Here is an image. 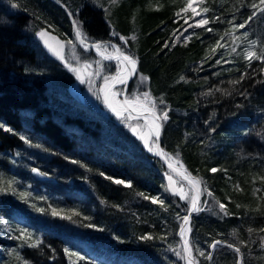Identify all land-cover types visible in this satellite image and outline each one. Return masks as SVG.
<instances>
[{
	"label": "trees",
	"instance_id": "trees-1",
	"mask_svg": "<svg viewBox=\"0 0 264 264\" xmlns=\"http://www.w3.org/2000/svg\"><path fill=\"white\" fill-rule=\"evenodd\" d=\"M62 1L92 40H116L124 52L137 58V74L128 96L149 92L158 110L167 106L163 149L179 153L185 168L203 178L207 190L214 193L205 192L202 198L212 211L192 217V241L201 249L214 239L238 244L245 264H264L260 239L264 232L247 231L264 227V200L258 199L264 196V184L258 179L264 176V83L260 82L264 72L259 61L248 67L243 59L248 43L241 36L247 30L248 40L264 43V17L236 31L240 39L235 44L225 36L224 48L213 52L217 40L232 31L229 21L233 17L239 23L251 15L252 9L240 7L241 0H205L210 20L206 27L213 29L211 33L175 15L181 0H131L110 12L91 0ZM13 3L19 7H12ZM44 27L65 40L74 36L67 13L53 0H0V124L12 129H0V163L7 168L16 163L30 183L54 194L59 202L79 208L69 215L71 219L60 213L50 214L46 222L35 217L38 230L53 245L50 252L43 242L35 258L43 264H70L72 257L64 252L69 249L86 257L77 259V264H184L170 248L180 250L181 222L176 213L183 216L188 202L165 190L168 169L145 149L129 122L85 105L71 93L72 75L48 55L37 38ZM113 31L129 37V42L124 44ZM133 34L136 39H131ZM260 49L257 44V54ZM78 50L88 57L83 49ZM221 55L223 60L217 64ZM245 72L248 76L240 84L229 83ZM141 76L147 79L141 81ZM210 89L212 94L206 95ZM21 136L31 140V145ZM213 167L226 172H209ZM33 168L47 175L34 173ZM116 179L130 181L132 187L116 184ZM174 179L189 191L185 182ZM236 185L243 191H237ZM255 189L260 191L253 195ZM139 193L160 196L167 210ZM216 199L228 203L234 215H216ZM2 203L12 216L17 202L5 197ZM257 207L260 212L255 211ZM149 233L156 238L140 239ZM236 258L231 249L221 246L212 264H235ZM198 259L208 263L203 257Z\"/></svg>",
	"mask_w": 264,
	"mask_h": 264
},
{
	"label": "snow or ice",
	"instance_id": "snow-or-ice-1",
	"mask_svg": "<svg viewBox=\"0 0 264 264\" xmlns=\"http://www.w3.org/2000/svg\"><path fill=\"white\" fill-rule=\"evenodd\" d=\"M205 0H186L184 7L181 9V12L187 13L189 9L192 12L193 16H201L203 13H208L209 9L207 7H204L202 9V12L197 11V8L194 7V4H203ZM107 3L109 5V8L105 9L106 12H110L111 8L113 6H118L120 3V0H107ZM103 7V4L100 5ZM12 7L18 8V3H13ZM240 7H247L252 9L251 15H249L246 19H244L242 22L235 23L236 17H233L232 21H229V24H231L232 31L225 32L224 36H221L219 40H217L215 47L213 48V52H215L216 49L224 48V44L221 43V40L224 39L225 36L232 38L233 43L240 39V37H236L234 33L241 29H246L250 27V24L254 19H256L258 16L264 17V0H258V3L256 0H253L252 3L246 4L241 0ZM65 8H67V5H65ZM239 11V8L236 9ZM78 11V10H77ZM68 15L70 17H73V12L68 11ZM175 15L179 16L180 12L175 13ZM215 20H219V16L214 17ZM210 23V20L208 18H202L198 20L195 24V27H201L206 32L211 33L213 32V29L211 27H206ZM72 25L74 29V39H69L66 41H60L55 36H51L50 33L47 30H41L37 35L42 39L44 45L48 48L50 52L53 53L58 59L64 62L65 66L72 72L76 73L77 78L81 80L82 83L84 82H91L92 77H98L100 75V72L103 71L104 65L101 60H96L93 63H95L98 67L96 70H92V63H90L87 60H84L82 63H78V66H73L70 64L67 60H65L63 55V49L66 45H70L71 47L75 48L77 44L85 51H95V53L100 56L103 60H115L118 65V71L114 76H104V88L101 89L103 92V96L101 99L103 100L104 104L113 112L116 114L117 117L123 116L125 113L128 114V116L125 118L126 122L127 119L133 118V113L136 114L134 118L139 119L140 117L144 118V125L141 127V125L137 124L136 126H133L129 124V127L131 128L132 132L139 137V139L144 143L145 147H147V150L149 152H153L155 155L163 157L165 161L168 162V167L173 170L177 175L182 177V180L187 182V185L189 187V191H185L184 187H177V181L173 179V176L171 174L167 175V181L168 184L165 187V190L170 192L171 195L177 196L181 200H185L188 202V207L185 210V214L181 216L178 212L176 213V217L178 220H180V229H179V235L181 237V244H180V250L177 251L176 249L170 248L171 251L174 252V254L178 257H180L184 264H201V261L198 259V257H203L205 261L212 262L214 260L213 253L216 249H218L220 246H226L227 248L231 249L238 257L236 260V264H245L244 259V253L241 251V247L238 244L234 243H228L225 240H219L214 239L210 244L207 245L206 249H201L197 244H195L191 239V233H192V216L194 213H200L203 211H212V209L208 208V202L201 201L200 197L202 195L206 194L208 196H214V193L207 190L206 188V182L203 180V178L198 176H193L191 173L187 171V169L183 168L182 162L179 161V153H176L175 155L165 152V150L160 146V137L163 132V125L164 122H166L168 117V111L165 110L167 106L165 105V109L158 110L156 99L151 97V94L149 92H144L140 95L133 94L131 97L128 95H123L121 91H115V85L117 83L124 84L126 83V79L128 76L136 75V65L138 63L137 58H135L132 55L127 54L126 52L122 51L119 46L112 45L110 41H95L92 40L91 37L88 36V34L83 30V24L80 20L73 18L72 19ZM189 27H192V25H189ZM187 31V29H185ZM113 36H116L119 40L123 41L124 44H127L129 42V37L119 35L117 32H112ZM175 35V33H174ZM183 35V33H181ZM241 36L244 37L245 40H247L248 47L244 49L243 59L248 62V67L252 66V61H259L261 63L260 72H264V43H261L259 39L256 40H248L249 32L247 30L243 31L241 33ZM191 36L185 37V39H190ZM199 39V37H197ZM131 39H136L135 35L131 37ZM177 41H179V37H176ZM54 42V43H53ZM257 44H261L260 54H257L255 51V47ZM175 46V45H171ZM238 46V45H237ZM165 48L170 47V45L165 44ZM111 48L114 53H117L116 55L109 54L107 52V49ZM231 51L235 52L236 47H232ZM79 61V58H77ZM223 60V55H221V59L217 60L216 63L220 64ZM227 63L228 61H224ZM219 75V73H217ZM248 74L242 73L237 80L229 81V83L233 85L240 84ZM141 81L146 80V77L141 76ZM181 80H184V77L180 78ZM261 83H264V81H260ZM216 91L224 92L226 95H231V92H228L227 90L217 88ZM206 95H211L212 90L210 89L208 93H205ZM241 95H245L244 92L240 93ZM120 99H117L118 97H121ZM160 104H164L163 99H160ZM0 129H4L5 131L11 132V128H6L3 124H0ZM139 129V130H138ZM212 131H215V129H212ZM22 140H24L26 143L31 145V140H29L27 137L21 136ZM35 147H40V145H34ZM17 155H19L17 153ZM175 161V165L173 163ZM73 163H78L77 161H73ZM183 169V170H181ZM32 171L34 173H37L39 175H47L46 173H42L40 169L33 168ZM211 173H217V172H226V169H220V168H210L208 169ZM101 176L104 175V173H100ZM108 179L112 180V177H108ZM254 180L257 179L256 177L253 178ZM258 179L261 181L262 184H264V176H259ZM9 184H15L17 183V180L13 178H6L3 173H0V193H7L9 191L12 192L13 195H17L14 189H10L6 186H4V183ZM114 183L124 185L125 187L131 188L132 184L130 181H124L120 179L114 180ZM237 191H243L242 188L239 187V185H236ZM260 189H255L253 192V195H255L256 192H259ZM191 193V194H190ZM22 199H27L26 193H19L18 194ZM138 195L143 196L144 199L150 200L153 204H158L165 210H167V205L165 204V201L161 199L160 196H145L143 193H139ZM258 199L264 200V196L259 197ZM228 200H231V197L228 198ZM216 212L215 214L218 216H229L234 215V213H231L229 211L228 203L221 202L219 199H216L215 205H214ZM236 207H241V205L237 204ZM39 212H45L44 208H37L36 209ZM255 211L260 212V207H257ZM52 215H59V213L55 210H51ZM264 215V212L261 213ZM64 219H71V216H64L62 217ZM0 221H2V218H0ZM87 227H96V225L88 224ZM102 230V229H101ZM16 231H18L19 235L13 237L16 240L22 241V243L18 246V248H13L11 251L15 254V260L16 264H32V262L28 259H26L19 249L27 247L31 249H39L41 245L43 244V241L39 238H36L33 240L32 233L29 232L27 228H17ZM248 233L251 234L254 231L264 232V227L254 230L252 228H249ZM233 236L237 235V232L234 230L232 233ZM152 234H145L140 237L141 240H152L155 239ZM160 239H165L164 236L159 237ZM117 240H119V237H116ZM261 247L264 248V236L261 238ZM240 244H243L246 246V241L240 240ZM64 252L71 256L77 257L78 260H84L86 257L81 256L79 253H73L69 249H64ZM53 259L55 257H52Z\"/></svg>",
	"mask_w": 264,
	"mask_h": 264
},
{
	"label": "rangeland",
	"instance_id": "rangeland-1",
	"mask_svg": "<svg viewBox=\"0 0 264 264\" xmlns=\"http://www.w3.org/2000/svg\"><path fill=\"white\" fill-rule=\"evenodd\" d=\"M95 5L100 6L103 4V8H108L107 0H105L106 3H102L99 0H91ZM176 2L177 0H173ZM131 0H120V3L118 6H113V10H118L124 8L127 4H129ZM186 0H181L179 7L177 9V12H180V15L178 16L179 19H183L185 22H189L192 25H195L196 22L202 18L206 17V13L202 12V9L205 7V2L203 4H194L193 6L197 8V11L202 12L201 16H193L191 10L187 13L181 12V9L184 7ZM154 6H157L156 3ZM130 5L127 6V8ZM74 39V36L69 35L68 39ZM80 46L77 44L75 48L71 47L70 45H66L65 51H64V58L67 60L70 64H72L74 67L78 66V63H82L84 60L89 61L92 63V70L97 69V65L93 63L96 60H101L104 68L103 71L100 72V75L98 77H92L91 82H84L82 83L80 79L77 78L76 73L70 71L64 64V62H60L62 66L72 75L73 77V83L70 84L69 89L71 93L79 99L83 104H87L91 106L92 108L101 111L102 113H111L115 117L116 114L113 113L103 102L101 97L103 96V92L101 89L104 88V76H114L116 72L118 71V65L115 60L109 61V60H103L100 56H98L95 51L92 53V51L87 52L88 57L81 54L78 50ZM107 52L109 54L115 55L111 48L107 49ZM79 58V61L77 60ZM57 91L61 92V90L64 91L63 87H57ZM123 89V84L117 83L115 85V91H121ZM121 97H118L117 99H120ZM128 116V114L124 115L123 117H117L126 120L125 118ZM127 122L129 124L136 126L137 124L141 125L143 127L145 121L142 118H133V119H127ZM139 130V129H138ZM143 143V142H142ZM144 144V143H143ZM145 147V145H144ZM147 150V147H145ZM183 164V163H182ZM183 168H185L183 164ZM0 173H3L6 178H15L17 180V183L15 184H7L6 181L4 183V186L14 189L17 195H13L11 191L7 193H0V218H2V221H0V264H16L15 260V254L12 253L13 248H18V246L22 243L20 240H16L13 237L19 235L18 231H16L17 228H27L30 233H32V238L35 240L36 238L41 239L44 243L46 248H49V251L51 252L53 245L50 244V242L46 241L43 232L38 230V227L35 225L36 222L35 217L40 222H46L47 219L51 218V210L55 209L60 215L63 216H69L73 213H77L79 211V208L75 206H69L64 203L59 202L55 195L46 192L42 189H40L38 186L33 185L30 183L26 178H24L18 169V165L16 163H13L10 165L9 168L3 166L2 163H0ZM19 193H26L27 199H22L18 194ZM9 197L13 201L17 202V205H14V214L10 216L7 213V209L4 207V203H2V198ZM37 208H44L45 212H39L36 209ZM51 214V215H50ZM50 215V216H49ZM85 213H83V216ZM21 254L28 260L32 262V264H43L40 263L35 258V252L40 253L41 249H31V248H21L19 249ZM39 255V254H38ZM72 260L69 262L70 264H77V257L71 256Z\"/></svg>",
	"mask_w": 264,
	"mask_h": 264
},
{
	"label": "water",
	"instance_id": "water-1",
	"mask_svg": "<svg viewBox=\"0 0 264 264\" xmlns=\"http://www.w3.org/2000/svg\"><path fill=\"white\" fill-rule=\"evenodd\" d=\"M56 4H58L60 7H62L63 9H64V11L67 13V15H68V11H71V9L67 6V8H65V5H67V4H65L62 0H53ZM68 17H69V20H70V22H71V25H72V19L73 18H76L75 17V15H74V13H73V17H70L69 15H68ZM72 29H73V25H72ZM41 30H47L49 33H50V35L51 36H55L58 40H60V41H65V39L63 38V37H61L59 34H57L56 32H54V31H52V30H50V29H48V28H46V27H44V28H41L37 33H39ZM73 33H74V29H73ZM37 38H38V40H39V42L41 43V45L44 47V49H45V51L48 53V55L49 56H51L52 58H54V59H56V60H58V61H60V62H62L60 59H58L55 55H53V53L52 52H50L49 50H48V48L44 45V43H43V41H42V39L37 35ZM98 41H105V42H108V41H110L111 42V44L112 45H116V46H119L120 48H121V50L123 51V49H122V47H121V45L119 44V43H117L116 41H114L113 39H106V40H98ZM54 43V42H53ZM66 47V46H65ZM65 47H64V49H63V54H64V51H65ZM81 48V47H80ZM82 49V48H81ZM94 51V50H93ZM90 52V51H89ZM136 72H137V65H136ZM136 75H131V76H128L127 77V79H126V83H124L123 84V92H122V96L123 95H128V91H129V86H130V84H131V82H132V80L134 79V77H135ZM122 96H121V98H122ZM127 113H125L124 115H126ZM123 115V116H124ZM123 116H121V117H123ZM136 116V114L135 113H133V118ZM133 118H130V119H133ZM140 118H142V117H140ZM162 134H163V132H162ZM160 146L163 148V142H162V135H161V137H160ZM156 157H158L161 161H162V163H163V165L168 169V171H169V173L168 174H171L172 176H173V179H174V177H176V178H178V179H180V180H182V177H180L179 175H177L175 172H173V170L172 169H170L169 167H168V162L167 161H165V159L163 158V157H160V156H157L156 155ZM174 165H175V163H174ZM181 170H183V169H181ZM188 171V170H187ZM189 172V171H188ZM189 173H191V172H189ZM192 174V173H191ZM193 176H197V175H195V174H192ZM175 180V179H174ZM183 181V180H182ZM183 182H185V181H183ZM186 184H187V182H185ZM165 184L167 185L168 184V181H167V175L165 176ZM177 187H179L178 185H177ZM202 198H203V195L200 197V199H201V201H202ZM194 214H196V213H194ZM193 214V215H194ZM193 217V216H192ZM179 229H180V227H179ZM179 229H178V232H177V235H178V237H179V239H180V242H181V237H180V235H179ZM219 240H221V239H219ZM229 243V242H228ZM223 246V245H222ZM221 247V246H220ZM223 247H226V246H223ZM216 251V250H215ZM242 251V250H241ZM215 253V252H214ZM214 253H213V256H214ZM243 253V252H242ZM238 259V257L236 258V260ZM207 264H212V262H209L208 261V263ZM235 264H236V262H235Z\"/></svg>",
	"mask_w": 264,
	"mask_h": 264
},
{
	"label": "flooded vegetation",
	"instance_id": "flooded-vegetation-1",
	"mask_svg": "<svg viewBox=\"0 0 264 264\" xmlns=\"http://www.w3.org/2000/svg\"><path fill=\"white\" fill-rule=\"evenodd\" d=\"M114 41H116V40H114ZM116 42H117V41H116ZM117 43H118V42H117ZM119 44H120V43H119ZM120 45H121V44H120ZM121 47H122V46H121ZM122 49H123V48H122ZM123 51H124V50H123ZM116 54H117V53H116ZM116 54H115V55H116Z\"/></svg>",
	"mask_w": 264,
	"mask_h": 264
},
{
	"label": "bare ground",
	"instance_id": "bare-ground-1",
	"mask_svg": "<svg viewBox=\"0 0 264 264\" xmlns=\"http://www.w3.org/2000/svg\"><path fill=\"white\" fill-rule=\"evenodd\" d=\"M137 66H138V63H137ZM142 119L144 120V118L142 117Z\"/></svg>",
	"mask_w": 264,
	"mask_h": 264
}]
</instances>
